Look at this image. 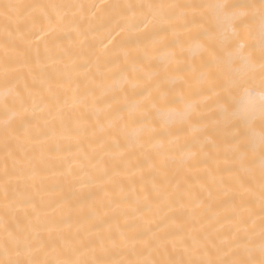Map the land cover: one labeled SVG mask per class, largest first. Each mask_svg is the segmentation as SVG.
<instances>
[{"label":"bare ground","instance_id":"obj_1","mask_svg":"<svg viewBox=\"0 0 264 264\" xmlns=\"http://www.w3.org/2000/svg\"><path fill=\"white\" fill-rule=\"evenodd\" d=\"M213 2L0 0L31 6L8 20L0 7V101L6 92L10 101L19 97L0 103V259L192 264L219 258L218 249L230 258L243 249L235 242L253 230L259 257L258 165L249 185L227 136L207 120L181 119L189 105L211 113V101L196 95L194 77L206 71L200 58L181 61L191 66L179 73L183 101L159 104L174 114L167 125L149 122L152 131H140L118 111L138 102L139 115L163 91L134 97L130 80L139 91L177 74L175 64L158 69L169 41L180 39L184 49L198 43L205 59L213 53L211 41H192L207 27L209 9L125 6ZM50 5L58 7H44ZM257 28L247 27L245 38ZM253 86L258 106V72ZM9 233L31 246L5 257Z\"/></svg>","mask_w":264,"mask_h":264},{"label":"snow or ice","instance_id":"obj_2","mask_svg":"<svg viewBox=\"0 0 264 264\" xmlns=\"http://www.w3.org/2000/svg\"><path fill=\"white\" fill-rule=\"evenodd\" d=\"M3 15L6 20L11 15H15L20 10L31 7L19 3H7L2 6ZM44 7L55 8L57 5ZM128 10L136 8H157L161 11L165 9H186V8H204L210 10V16L207 27L201 29L192 37L193 42L200 40L211 41L213 53L208 59L203 56V46L194 43L187 49L183 48L180 39H173L166 45L170 51L167 54V62L160 63L158 69L165 71L175 64L172 69L175 76L164 77L154 80L151 84L137 91L139 85L134 80H130L131 95L143 96L145 99L152 97L153 89H161L149 104L143 113H139L140 104L134 103L120 108L119 112H127L123 117L125 121L131 120L140 125V131H152L149 122L163 123L167 125L174 114L165 112L159 104L161 102L175 105L180 104L183 99V86L185 81L179 73L186 72L190 65L181 66V61H186L189 57L193 61L200 58L206 71H201L194 77L196 83L200 85L196 95L205 97V103L211 109L209 115L198 113L195 105H189L183 113L182 122L195 121L200 123L207 120L210 123L211 130L223 134L229 138L230 152L234 160L240 161V167L247 173L246 180L249 185H254L256 180L255 170L259 167V192H260V224H259V257L256 256V247L254 242L255 231L249 232L242 240H237V248L243 245L242 251L237 250L231 253L230 258L228 250L218 249L217 259H205L193 261L192 264H264V0H258V3L230 2V0H214L208 4H168V5H127ZM184 15V13H180ZM173 18V17H170ZM147 25V21L143 22ZM252 25H258L256 35L250 39L244 36V30ZM177 47L180 52L175 51ZM258 51V55H257ZM149 58L147 54L140 57L143 63ZM122 71H128L127 68ZM136 72H141L139 67ZM260 75V88L258 106L253 103L255 99L254 74ZM7 74V70H6ZM158 72H153L154 77ZM131 75V74H129ZM139 79H148L147 75H141ZM243 90V95H238ZM115 100L116 97H113ZM19 97H14L11 101L6 92L0 103L7 105L15 103ZM258 117V118H257ZM258 130V131H257ZM201 131H205L201 128ZM167 134L166 132H162ZM239 171V169H237ZM252 224L254 220L250 219ZM31 246V240L28 237L19 234L9 233L5 240L4 255L9 257L11 254L19 256L21 252ZM0 264H106L104 261H46L30 260L23 261L19 259L5 258L0 259ZM133 264H158L152 261H136ZM185 264V262H179Z\"/></svg>","mask_w":264,"mask_h":264}]
</instances>
